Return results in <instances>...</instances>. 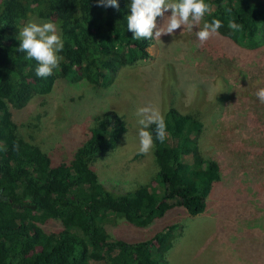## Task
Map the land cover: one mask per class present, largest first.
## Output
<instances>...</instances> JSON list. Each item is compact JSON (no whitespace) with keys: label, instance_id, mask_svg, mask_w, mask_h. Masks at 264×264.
<instances>
[{"label":"trees","instance_id":"16d2710c","mask_svg":"<svg viewBox=\"0 0 264 264\" xmlns=\"http://www.w3.org/2000/svg\"><path fill=\"white\" fill-rule=\"evenodd\" d=\"M206 2L214 11L205 21L223 23L216 37L251 50L264 44L263 0ZM129 3L119 0L117 10L97 0H0V264H167L177 225L131 241L109 234V224L123 220L145 228L177 207L200 214L221 179L220 165L201 149L204 123L175 106L163 113L167 139L156 141L151 152L163 183L160 194L148 185L114 191L99 179L95 160L117 148L125 131L114 110L92 116L67 160H56L20 132L14 114L32 97L63 81L108 88L121 68L150 56L155 40H134L127 31ZM33 13L56 23L65 43L59 69L46 79L36 76L37 62L18 51L20 25ZM230 20L242 30L233 32ZM148 130L155 138V125Z\"/></svg>","mask_w":264,"mask_h":264},{"label":"rangeland","instance_id":"374dc122","mask_svg":"<svg viewBox=\"0 0 264 264\" xmlns=\"http://www.w3.org/2000/svg\"><path fill=\"white\" fill-rule=\"evenodd\" d=\"M30 20L48 21L33 13L20 28ZM157 22L162 24V18ZM198 30L181 26L175 35L155 40L150 56L121 68L108 88L58 82L14 117L25 138L56 160H67L81 145L92 116L116 111L125 131L117 148L95 160L99 179L114 191L148 185L160 194L163 183L152 151L132 160L139 152L137 110L151 103L162 114L175 106L197 115L204 123L201 149L221 167L205 211L193 216L177 207L148 227L119 220L109 224L108 232L147 240L164 226L177 225L167 264H264V104L255 96L264 88V44L251 50L215 36L200 46Z\"/></svg>","mask_w":264,"mask_h":264},{"label":"clouds","instance_id":"9594fccd","mask_svg":"<svg viewBox=\"0 0 264 264\" xmlns=\"http://www.w3.org/2000/svg\"><path fill=\"white\" fill-rule=\"evenodd\" d=\"M98 6L114 7L119 10V0H97ZM131 14L126 17L127 31L133 33L134 40L161 41L163 35H175V31L184 26V31H196V37L203 46L206 42L219 35V29L223 26L220 19L205 21L206 15L214 11L213 5L206 0H130L128 5ZM171 11V15H165ZM226 13L231 9L225 5ZM162 18L163 23L158 24L157 18ZM228 27L233 32L242 30V25L234 20L228 22ZM181 33V35L184 33ZM20 41L18 51L26 53V58L35 60L37 67L35 74L39 78H48L59 69L64 59L60 53L65 48V43L58 31L56 23L51 21L36 22L30 20L18 32ZM255 96L264 104V88H259ZM138 120L141 126L138 131L139 154H149L155 146V142L161 144L168 137L167 124L160 109L153 104L141 107L137 110ZM155 125V138L148 129ZM18 148V145L16 146ZM7 150L6 148L4 149Z\"/></svg>","mask_w":264,"mask_h":264}]
</instances>
